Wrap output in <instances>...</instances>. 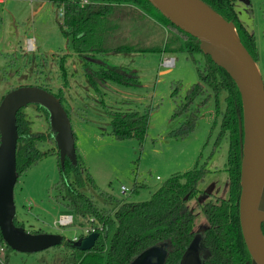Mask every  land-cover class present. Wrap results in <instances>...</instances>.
<instances>
[{"label": "rangeland", "instance_id": "374dc122", "mask_svg": "<svg viewBox=\"0 0 264 264\" xmlns=\"http://www.w3.org/2000/svg\"><path fill=\"white\" fill-rule=\"evenodd\" d=\"M43 2L31 6L29 0H4L0 4V100L8 91L21 86L44 87L54 95L61 93L64 106L71 113L69 119L75 147L95 186V189L86 187L83 192L99 208L111 206L100 197L101 191L122 201L144 202L173 175L183 174L197 164L207 162L208 172L198 184L200 193L188 202L195 214L194 230L200 234L207 222L199 203L207 200L210 193L227 196L224 169L228 137L223 136L213 151L220 121L213 97L201 108L193 130L185 137L176 132L184 118H172V115L187 88L199 80L206 57L185 49L171 53L156 51L98 56V61L134 70L140 85L127 88L107 84L97 94L87 83L83 61L72 52L70 43L60 33L56 7L48 0ZM250 2V29L254 32L256 64L264 84V2ZM245 8L243 0L235 1V10L242 22L248 20ZM148 15H144L143 20L124 17L123 22L116 20L111 24L109 47L137 44L142 50L161 48L166 35L172 32ZM32 37L35 41L30 49L28 39ZM166 57L174 59L173 66L162 65ZM224 108V102L220 100L219 111ZM133 110L149 111L141 144L134 138L117 141L109 136V113ZM23 111L31 121L32 132H49V124L34 104L27 105ZM40 149L50 152L26 169L14 186L16 220L29 233L59 234L65 240L86 236L85 229L93 228L95 222L72 215L73 224H57L59 216L67 211L54 189L59 179L58 159L52 151L55 145L45 142ZM112 234L113 231L109 233L108 241ZM62 248L30 254L7 248L0 253V260L5 264H54L56 258L62 257Z\"/></svg>", "mask_w": 264, "mask_h": 264}, {"label": "trees", "instance_id": "16d2710c", "mask_svg": "<svg viewBox=\"0 0 264 264\" xmlns=\"http://www.w3.org/2000/svg\"><path fill=\"white\" fill-rule=\"evenodd\" d=\"M79 1L49 0L56 7V12L62 7L63 16L58 17L56 13L60 33L70 43L72 52L83 61L82 67L87 83L97 94L107 84L127 88H137L140 85L134 70L98 61V56L156 51L171 53L180 49H185L189 53L203 54L195 38L171 24L147 0H88L85 6H80ZM201 1L227 21L234 23L241 43L256 61L254 33L247 30L240 22L235 10L236 0ZM250 5L246 6L249 15H251ZM147 13L152 18H156L154 19L156 23L161 22L173 33L166 35L161 48L150 47L142 50L137 44L109 47L111 24L116 20L123 22L124 17L143 20ZM203 55L207 62L204 70L199 72V80L187 88L183 100L176 103L172 115V118H184L176 132L185 137L193 130L201 108L213 97L217 109L216 115L220 120L213 151L223 136L228 137L227 163L224 169L227 173V196L214 200L207 199L199 203L207 222L206 228L200 234V248L202 252H208L202 264H250V256L242 239L238 216L241 160L238 120L242 115L240 96L225 70L216 66L209 56ZM93 64L96 65L95 68ZM175 92L176 90L173 95ZM55 96L70 118V110L65 108L61 93ZM199 98L202 99L195 102ZM220 100L224 102L225 108L219 111ZM34 106L49 124L48 111L38 104ZM23 110L24 108H21L16 114L17 177L49 154L50 151L40 149L41 144L52 142L55 145L51 130L46 134L31 131V121ZM109 116V136L117 141L134 138L141 144L148 126L149 111L110 112ZM216 124L217 119L214 125ZM75 150L77 159L75 165L67 158L61 164L56 145L55 150H52L53 154L57 155L59 170V179L54 185V189L58 192L56 197L67 214L86 221L90 220L91 223L95 222L93 224L99 237L94 247L86 251L74 249L71 245L73 241L63 238L60 245L53 247L63 246L62 257L56 258L54 264H131L142 252L159 244L166 245L163 264H179L184 252L196 236L195 214L188 207V202L200 193L198 184L204 180L208 172L207 162L200 166L197 164L195 168L183 174L173 175L151 195L149 200L144 202L122 201L101 191L100 197L107 200L111 206L99 208L83 192L84 188L95 189V186L92 176L81 162L77 148ZM14 224L22 227L16 217ZM99 226H101L100 230ZM262 230L264 231V226ZM111 231L113 234L108 241ZM0 245L10 249L1 235Z\"/></svg>", "mask_w": 264, "mask_h": 264}, {"label": "water", "instance_id": "95a60500", "mask_svg": "<svg viewBox=\"0 0 264 264\" xmlns=\"http://www.w3.org/2000/svg\"><path fill=\"white\" fill-rule=\"evenodd\" d=\"M171 24L195 38L199 49L225 70L234 82L241 101L238 120L240 147L239 226L250 256V264H264V84L256 61L240 41L234 23L227 21L201 0H147ZM248 6L249 0H243ZM29 104H38L49 113V127L54 135L59 161L77 163L70 119L60 100L37 86L11 89L0 100V235L4 243L20 253H35L60 245L59 234L29 233L14 224L13 198L16 173V114ZM195 231V230H194ZM99 237L91 232L72 242L79 251L90 250ZM196 236L179 264H202L208 252L200 248ZM166 245H155L131 264H163Z\"/></svg>", "mask_w": 264, "mask_h": 264}, {"label": "built area", "instance_id": "2783aa9c", "mask_svg": "<svg viewBox=\"0 0 264 264\" xmlns=\"http://www.w3.org/2000/svg\"><path fill=\"white\" fill-rule=\"evenodd\" d=\"M87 4H88V0H80L79 1V5L80 6H85ZM56 13H57L58 17H62L63 16L62 7L58 8ZM31 42H32V40L29 39L28 40V47L29 48L31 46ZM173 64H174V59L173 58H170V57L164 58L163 61H162V65H164L166 67H171V66H173ZM124 189L125 188L122 187V191L123 192L125 191ZM57 224L60 225V226H67V225L73 224V217H72V215H69V214L60 215L59 218H58V220H57ZM98 228L100 230L101 229V226H99ZM95 231H96L95 230V227H93V228H90V229H87L86 228L84 232L88 235L89 233L95 232ZM78 238L75 237L73 240L75 241ZM4 251H5V245H0V253H3ZM0 264H5V263H3L2 260H0Z\"/></svg>", "mask_w": 264, "mask_h": 264}, {"label": "crops", "instance_id": "0c3cea01", "mask_svg": "<svg viewBox=\"0 0 264 264\" xmlns=\"http://www.w3.org/2000/svg\"><path fill=\"white\" fill-rule=\"evenodd\" d=\"M44 0H29V2H30V5L32 6L33 4H39V3H44L43 2ZM49 1V0H48ZM4 2V0H0V4H2ZM249 2H250V0H249ZM262 2H264V0H262ZM250 4H251V2H250ZM51 5H52V3H51ZM251 8H252V5H250V10H251ZM39 11H41V8L38 10V12ZM245 13H246V15H247V21L246 22H242V21H240L241 23H242V25L247 29V30H249V31H252V29H250L251 28V22H250V17H252V10H251V15H249L247 12H246V8H245ZM254 33V32H253ZM29 39H31L32 40V45H33V42L35 41V38H29ZM28 39V40H29ZM29 48V47H28ZM33 49V48H32ZM167 58V57H166Z\"/></svg>", "mask_w": 264, "mask_h": 264}, {"label": "flooded vegetation", "instance_id": "af4514ba", "mask_svg": "<svg viewBox=\"0 0 264 264\" xmlns=\"http://www.w3.org/2000/svg\"><path fill=\"white\" fill-rule=\"evenodd\" d=\"M226 182H227V179H226ZM218 197H219V198H224V197H220V196H218V194L210 193L208 199H215V198H218ZM200 234H201V233H200ZM200 234H199V235H200ZM202 254H203V252L200 253V255H202Z\"/></svg>", "mask_w": 264, "mask_h": 264}, {"label": "bare ground", "instance_id": "6f19581e", "mask_svg": "<svg viewBox=\"0 0 264 264\" xmlns=\"http://www.w3.org/2000/svg\"><path fill=\"white\" fill-rule=\"evenodd\" d=\"M33 48V45H32V42H31V46H30V49H32Z\"/></svg>", "mask_w": 264, "mask_h": 264}]
</instances>
